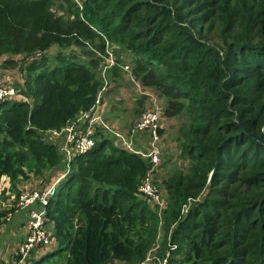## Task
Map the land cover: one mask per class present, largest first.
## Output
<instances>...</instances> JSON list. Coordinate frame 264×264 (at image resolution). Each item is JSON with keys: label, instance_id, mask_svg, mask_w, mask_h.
Returning <instances> with one entry per match:
<instances>
[{"label": "trees", "instance_id": "trees-1", "mask_svg": "<svg viewBox=\"0 0 264 264\" xmlns=\"http://www.w3.org/2000/svg\"><path fill=\"white\" fill-rule=\"evenodd\" d=\"M72 46L94 56L64 52ZM108 47L110 71L128 65L165 99L164 117L186 118L175 136L186 166L178 160L163 183L159 211L138 191L153 164L97 130L46 206L57 248L38 246L25 264L64 252L61 264H139L161 233L159 257L176 245L168 264H264V0H84L82 9L73 0H0V57L39 56L21 65L23 86L14 84L29 101L0 102V180L10 178L17 200L29 163L40 176L61 167L43 131L93 106L104 86L95 56ZM12 210L0 206V229Z\"/></svg>", "mask_w": 264, "mask_h": 264}, {"label": "built area", "instance_id": "built-area-1", "mask_svg": "<svg viewBox=\"0 0 264 264\" xmlns=\"http://www.w3.org/2000/svg\"><path fill=\"white\" fill-rule=\"evenodd\" d=\"M73 1L78 7L83 8L84 0ZM106 60L107 62L102 70L103 76L109 68L117 64L116 56L109 54V52ZM121 67L125 71L130 69L128 65H122ZM132 79L134 80L133 77ZM107 84L109 83L106 82ZM104 89L105 86L99 91L95 103L89 110L77 113L62 128L43 131L46 140L59 146L62 156L61 167L55 170L56 174L51 176L50 181L44 187L38 189H31L28 186L23 187L16 200L15 207L20 211H27L28 219L26 239L16 251V256L19 258L14 260L13 264H25L36 247H49L53 242L52 233L46 223V206L57 193L59 184L70 173L74 159L79 155L86 154L95 147L96 139L94 135L96 131L99 129L104 132L112 131L110 121L106 117L107 104L103 101L105 99ZM148 95L153 105L147 107L135 122L132 130L133 134L128 137L118 135L122 138L124 145L122 148L141 154L153 164L152 169L139 185L138 191L151 204L159 206V211H161L165 207L164 191L154 182L153 172L164 159L163 148L160 144L161 119L164 114L163 106L157 103V96L153 93ZM4 100L29 101L12 82L0 80V102ZM145 132L149 133L148 139L145 141L138 140L137 136ZM12 215L13 213L10 211L5 217V222L10 220ZM174 249H176V245L170 244L164 258L150 252L145 261L139 264H168Z\"/></svg>", "mask_w": 264, "mask_h": 264}, {"label": "rangeland", "instance_id": "rangeland-1", "mask_svg": "<svg viewBox=\"0 0 264 264\" xmlns=\"http://www.w3.org/2000/svg\"><path fill=\"white\" fill-rule=\"evenodd\" d=\"M54 11L57 14H63V9L58 6L57 3L54 5ZM82 9V8H80ZM89 48H87L88 50ZM61 49L58 47H52L49 50H47L44 54H46L47 62H50L49 58H54ZM86 48H81L77 46H72L65 50L64 52L75 54L79 59L84 60L86 62H89L91 58L94 55H88L85 54L84 51H86ZM108 51L101 56L99 53H96V58H100V61L98 62L97 66V72L98 77L100 80H104V92H106L105 99L103 101L106 102L107 107V120L110 121L112 131H105L103 132L104 135L108 136L107 138L111 139L114 143V145H117L118 147L122 148L124 145L122 143V138L118 134L124 135L125 137H128L132 135L133 127L135 126V122L139 119L142 112L149 107L151 104L153 105V102L149 100L148 95H146L144 92H141L140 88V82L138 83L136 81H133L132 77L135 79L133 75H130L131 72L124 71L122 68L119 70L118 73H114L112 70L114 67L107 70L105 75L103 76L102 70L105 66L107 60V53L114 54L112 47L107 48ZM115 55V54H114ZM52 56V57H51ZM116 56V55H115ZM39 56H24V55H3L0 57V80L12 82L13 84L20 83L21 86L24 84V79L26 76V72L21 71V65H27L29 62L35 60ZM122 58L126 57L128 60V56H121ZM6 60H15L16 61V67L15 68H2L1 64L2 62ZM54 63V61H53ZM110 78V80H109ZM106 82H109V84L106 85ZM151 88L149 89V92H154L155 95L159 98L160 104L164 107L165 106V99L160 97L154 90ZM142 94H145L146 97ZM141 97H144V103L142 105L139 104V101ZM138 112V114H137ZM186 121V118L183 116L179 117H163L161 119V128H162V142H164L163 147V161L158 166V170L156 171V175L153 177L155 183L163 188L165 190V182L168 179V175L171 174L175 169L177 165V155H178V146L177 141L175 140V136L179 134V128L182 126V124ZM51 142V141H50ZM52 143V142H51ZM109 151V150H108ZM107 151V152H108ZM180 166L182 165L183 168H185L186 163H183V161L179 158ZM31 163H29L25 167V171L27 172L24 177H22L20 187L24 188L28 186L31 189H38L44 187L50 180L51 176H54L56 174L55 170L50 174L49 171H46L43 175H37L33 171H30ZM154 174V172H153ZM3 181V179H2ZM1 181V182H2ZM0 182V184H1ZM11 182V180H10ZM18 183V184H19ZM164 183V184H163ZM5 188L2 186L0 187V200L3 203H8L7 199L11 196L14 197V203H16L15 198V191L12 195L9 196L6 200L4 197V194L6 195ZM11 192V191H10ZM12 193V192H11ZM10 197V198H11ZM9 198V199H10ZM13 217V215L11 216ZM162 233L159 235L158 244L156 247H154L151 251L152 254H157L159 251V247L161 245L162 241ZM51 250H53V242L50 244ZM49 246V247H50ZM43 252V251H41ZM151 254V255H152ZM59 256V255H57ZM66 256V253L64 252L62 255L59 256V259L64 258ZM159 256V255H158ZM14 256L13 258H15ZM56 257V256H55ZM52 257L48 260L43 261L40 264H54L56 261V258ZM15 260V259H14ZM3 262V261H2ZM0 262V264H2ZM14 261L11 262L13 264ZM5 263V262H4Z\"/></svg>", "mask_w": 264, "mask_h": 264}, {"label": "crops", "instance_id": "crops-1", "mask_svg": "<svg viewBox=\"0 0 264 264\" xmlns=\"http://www.w3.org/2000/svg\"><path fill=\"white\" fill-rule=\"evenodd\" d=\"M130 75H133V74L130 73ZM133 81H136L138 83V81L135 79ZM140 88L142 89L141 92H144L146 95H148L149 93H153V92H149L150 88L143 86L141 83H140ZM145 94H142V95L146 97ZM105 96H106V92H105L104 98ZM149 99L151 98L149 97ZM157 103H160L158 97H157ZM148 135H149L148 132L141 133L137 136V139L141 141H145L146 139H148ZM162 135L163 134L161 133V136ZM162 141L163 140L161 138L160 144H161V147L163 148L164 142ZM176 158H177V161L180 158L179 151H178V155ZM0 182H1L0 187L2 186L3 188H6L7 189L6 193H8L9 195H12L13 193L9 192V189L11 187L10 178L7 176H4L1 178ZM7 201L8 203L1 202L0 206L5 207V208H13L14 210L11 211L13 213V217H11L10 220L5 222L4 225L0 229V262L3 261L2 264H9L12 261H14L15 258L13 257L16 256L17 254L16 251L18 250L20 245L25 241L26 234H27V219H28L27 211H24V210L20 211L15 207L14 197L7 199ZM56 248H57V243L56 241H54L53 250H55ZM41 255H42V252L40 250H37L36 257L40 258ZM55 258H56V261L54 264H61L64 262V258L59 259V256H56ZM115 264H125V263L118 261Z\"/></svg>", "mask_w": 264, "mask_h": 264}, {"label": "clouds", "instance_id": "clouds-1", "mask_svg": "<svg viewBox=\"0 0 264 264\" xmlns=\"http://www.w3.org/2000/svg\"><path fill=\"white\" fill-rule=\"evenodd\" d=\"M129 72H130V70H129Z\"/></svg>", "mask_w": 264, "mask_h": 264}]
</instances>
